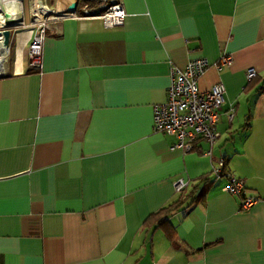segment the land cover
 <instances>
[{"label":"crops","instance_id":"obj_1","mask_svg":"<svg viewBox=\"0 0 264 264\" xmlns=\"http://www.w3.org/2000/svg\"><path fill=\"white\" fill-rule=\"evenodd\" d=\"M75 1L81 15L82 0L57 3L68 11ZM119 1L120 28L49 23L36 68L27 30L9 36L0 264H264V0ZM200 58L211 67L199 90L225 87L217 139L173 151L175 137L152 130L153 108L166 101L171 69ZM214 169L222 176L208 180ZM228 174L243 181L240 196L223 191ZM178 179L188 182L181 195ZM179 196L171 228L146 225ZM243 197L258 201L243 211Z\"/></svg>","mask_w":264,"mask_h":264},{"label":"built area","instance_id":"obj_2","mask_svg":"<svg viewBox=\"0 0 264 264\" xmlns=\"http://www.w3.org/2000/svg\"><path fill=\"white\" fill-rule=\"evenodd\" d=\"M39 1L38 10L43 13V19H40L37 10L32 8V0H28L30 21L25 22L23 17H20L16 27L9 32L15 38L20 34V30H27L28 37L23 46L25 47L28 65L35 68L40 64L45 29L49 23L64 18L96 19L101 22L104 29H114L122 27L126 18V13L119 0H101L96 2L97 6L94 9L84 6L81 8V15L76 12L61 11L57 3L58 0H55L54 8L48 7L44 0ZM0 46L5 49L4 64L8 56V47L2 45L1 36ZM231 63L232 59L229 56H221L219 59L220 65L229 66ZM3 64L0 75L4 73ZM210 67L211 63L207 59L200 58L190 60L184 68H172L166 101L164 104L153 108L152 130L155 133L175 137L176 143L170 148L173 151H191L198 139H202L212 146L217 139L216 123L224 103L225 87L222 83H217L207 92H201L198 88L199 78ZM255 76L256 71L253 68L247 69L245 73L247 82ZM232 113L233 108L230 109L229 120L232 118ZM205 155H210V151L206 152ZM211 175L213 179H217L222 176V173L220 169H214ZM226 177L228 181L223 191L230 195L240 196L244 189L243 181L229 174ZM187 186L188 182L183 179H178L173 183L175 193L182 192ZM257 201L256 198L243 197L240 200V209L247 211Z\"/></svg>","mask_w":264,"mask_h":264},{"label":"bare ground","instance_id":"obj_3","mask_svg":"<svg viewBox=\"0 0 264 264\" xmlns=\"http://www.w3.org/2000/svg\"><path fill=\"white\" fill-rule=\"evenodd\" d=\"M63 2L64 0H60ZM33 2V9L37 10V15L40 19H43V13L38 10L40 6V1L39 0H32ZM22 12L21 8V0H0V29L4 26V19H3V14H7L9 20L16 22L20 20V15ZM4 54H5V49H3L0 46V73L2 72V64L4 61Z\"/></svg>","mask_w":264,"mask_h":264},{"label":"trees","instance_id":"obj_4","mask_svg":"<svg viewBox=\"0 0 264 264\" xmlns=\"http://www.w3.org/2000/svg\"><path fill=\"white\" fill-rule=\"evenodd\" d=\"M81 4V6H88L89 8H91L94 4H96L95 2H87V1H79V5ZM81 12V11H80ZM81 14V13H80ZM253 79L251 81L248 82V85L250 83H252ZM211 177H209L210 179L208 180H212V175H210ZM184 191L180 192L179 195L183 194ZM184 204V199L182 198V196H179V199L171 204L170 206L161 209L159 212L155 213L154 215H152L147 221H146V225H154V228H171L167 217L177 211L179 208H181ZM171 230V229H170ZM165 231V230H164ZM166 232V231H165ZM167 234V233H166ZM169 236H172V234L170 232H168ZM167 234V235H168Z\"/></svg>","mask_w":264,"mask_h":264},{"label":"water","instance_id":"obj_5","mask_svg":"<svg viewBox=\"0 0 264 264\" xmlns=\"http://www.w3.org/2000/svg\"><path fill=\"white\" fill-rule=\"evenodd\" d=\"M82 1H90V0H82ZM92 1H94V2H99V1H101V0H92ZM77 6H78V1H75L74 3H72L70 6H69V9H68V11H66L67 13H74L75 11H76V9H77ZM3 19L5 20L4 21V26L0 29V36L2 37V45L4 46V47H6L7 46V44H8V39H9V30L10 29H13L14 28V26H16L17 25V21H16V23L15 22H13V21H11V20H9V18H8V15L7 14H3ZM2 77V75H0V78Z\"/></svg>","mask_w":264,"mask_h":264},{"label":"rangeland","instance_id":"obj_6","mask_svg":"<svg viewBox=\"0 0 264 264\" xmlns=\"http://www.w3.org/2000/svg\"><path fill=\"white\" fill-rule=\"evenodd\" d=\"M60 1V0H59ZM67 1V0H64ZM48 4V3H47ZM21 8H22V12L20 17H23L24 19H27V16L29 14V6H28V0H21ZM54 8V7H53ZM16 23V22H15ZM16 27V26H14ZM12 49L13 47H10V56H9V64L12 58ZM5 66V63L3 64V67Z\"/></svg>","mask_w":264,"mask_h":264}]
</instances>
